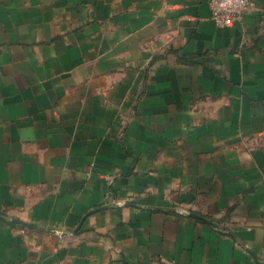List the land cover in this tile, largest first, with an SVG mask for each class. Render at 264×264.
I'll return each mask as SVG.
<instances>
[{
  "label": "crops",
  "instance_id": "obj_1",
  "mask_svg": "<svg viewBox=\"0 0 264 264\" xmlns=\"http://www.w3.org/2000/svg\"><path fill=\"white\" fill-rule=\"evenodd\" d=\"M209 2L0 0V264H264V0Z\"/></svg>",
  "mask_w": 264,
  "mask_h": 264
},
{
  "label": "built area",
  "instance_id": "obj_2",
  "mask_svg": "<svg viewBox=\"0 0 264 264\" xmlns=\"http://www.w3.org/2000/svg\"><path fill=\"white\" fill-rule=\"evenodd\" d=\"M211 19L217 27H229L254 7V0H210Z\"/></svg>",
  "mask_w": 264,
  "mask_h": 264
},
{
  "label": "water",
  "instance_id": "obj_3",
  "mask_svg": "<svg viewBox=\"0 0 264 264\" xmlns=\"http://www.w3.org/2000/svg\"><path fill=\"white\" fill-rule=\"evenodd\" d=\"M16 223L21 224V225H24V226H28V225H26V224H24V223H21V222H19V221H16Z\"/></svg>",
  "mask_w": 264,
  "mask_h": 264
}]
</instances>
